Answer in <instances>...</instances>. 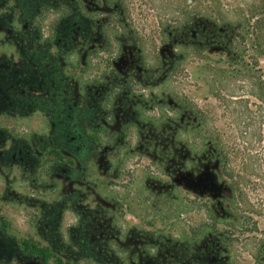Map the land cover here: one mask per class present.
<instances>
[{
    "label": "rangeland",
    "instance_id": "rangeland-1",
    "mask_svg": "<svg viewBox=\"0 0 264 264\" xmlns=\"http://www.w3.org/2000/svg\"><path fill=\"white\" fill-rule=\"evenodd\" d=\"M29 1L1 0L0 14L3 6L23 3L17 23L23 25L29 16L28 27L38 35L29 41L30 48L41 50L46 39L52 48H62L59 28L63 37L64 28L80 33L85 18L96 24L92 34L102 41L91 48L99 54L84 60L77 43L65 59L72 71L81 69L75 78L79 82L112 67L107 56L114 57L119 77L111 105H121L106 130L98 132L104 152L98 168L91 165L87 203L68 208L79 217L66 212L55 222L49 200L60 185L51 192L36 182L43 169H36L31 181L9 165L0 168V225L19 231L33 248L39 245L36 251L48 252L46 245H54L48 264H209L200 258L211 255L218 264H264V151L258 142L259 136L264 139V45L259 49L254 42L264 38V0ZM211 17L237 29L233 46L244 51L239 65L229 49L211 47V35L194 40L198 51L165 42L167 24L181 26L194 19L207 26ZM15 24L0 22L1 57L26 49V42L12 44L7 38ZM85 64L91 66L87 72ZM5 106L0 128L12 132L3 134L40 144L48 121L38 112L21 116L18 106ZM133 110L140 117L125 121L122 114ZM215 147L229 155L227 167L235 178L223 171L220 156L211 154ZM209 168L215 182L210 193L176 181L181 172L193 175ZM96 194L102 215L97 230L103 232L98 240L96 229L85 230L79 223L86 205L94 209ZM82 238L103 247L93 249L94 254L68 247L71 242L81 247ZM30 259L25 264H34Z\"/></svg>",
    "mask_w": 264,
    "mask_h": 264
},
{
    "label": "flooded vegetation",
    "instance_id": "flooded-vegetation-1",
    "mask_svg": "<svg viewBox=\"0 0 264 264\" xmlns=\"http://www.w3.org/2000/svg\"><path fill=\"white\" fill-rule=\"evenodd\" d=\"M29 2L35 5L34 0ZM22 5V2H13L10 8L1 7L5 8V11L0 14V22H16L7 38L12 44L20 41L22 44L26 42L27 45L26 49L22 47L16 56L12 53L6 54L5 57L0 56V109L5 105H11L12 108L13 105L18 106L21 116L38 112L48 121V128L41 131L44 133L40 136V144L26 142L23 138L9 140L3 132L12 131L0 128V168L15 166L18 175L25 176L31 181L38 175L34 171L43 169V178L36 182L51 192H56L55 185L58 183L59 192L49 200L53 220L57 222L66 212L79 217L76 211L68 208L83 207L87 203L84 199L93 179L91 165L94 164L95 169L98 168L104 152V145L98 140V132L106 130L111 113L116 106L121 105L117 102L116 106L111 105L114 103L111 96L116 92L114 89L117 88L115 81L119 77V67L114 57L109 58L108 55L107 59L114 62L112 67L105 66L99 72L84 75L80 77L79 82L76 81L77 73H82L81 69L72 71L67 64L69 60L65 58L76 50L74 45L77 43L81 47L76 52H79L84 60L89 61L94 53L99 54L98 49L91 48V44L102 41L92 34L96 30V24L90 18H85L80 33L76 28L75 34L72 35V29L66 32L64 28L63 37L59 28L57 44L62 48H52L50 41L46 39L43 42L44 47L37 50L39 48H30L32 45L29 41L38 38L33 28L28 27L30 17H26L23 25L19 26L17 23L18 15L22 13L19 7ZM88 67L91 66L83 65V72H87ZM6 108L5 106L4 109ZM122 115L125 116V121L130 122L140 117V113L135 110ZM185 157L186 155H183V158ZM211 179L210 168L197 171L193 175L181 172L176 176V181L187 184L201 193H210L214 188L215 184L211 185ZM94 180H97V177ZM62 189L64 191L60 192ZM98 197V194L92 196L94 206L89 201L94 207L93 210H89L87 205L86 210L82 209L83 219L79 222L85 230L96 229L97 240L103 235V232L97 230L102 224ZM10 228L8 225H0V264H25L26 258H31L30 262L34 264H48L50 258L54 257V245H46L50 249L48 252L36 251L39 245L33 248V243L23 240L19 231H11ZM63 232H67V229ZM88 236L93 237L90 234ZM74 244L71 242L68 247L80 249L84 254H94L93 249L103 247V244L100 246L98 241L91 238L88 241L82 238L81 247L73 246ZM40 247L45 249L44 244ZM200 260L218 264L219 258L211 255Z\"/></svg>",
    "mask_w": 264,
    "mask_h": 264
},
{
    "label": "trees",
    "instance_id": "trees-1",
    "mask_svg": "<svg viewBox=\"0 0 264 264\" xmlns=\"http://www.w3.org/2000/svg\"><path fill=\"white\" fill-rule=\"evenodd\" d=\"M194 1L195 0H191V2ZM257 26L259 27L258 24ZM261 28L262 27H260V29ZM236 33H237V29L235 28V26L224 21L214 20L212 17H211V24H208L207 26L205 22L199 21V23H196V21L192 19L191 21L185 23L184 25L174 26L173 23H171V24H167V26L162 29V35L165 37L166 40L165 42L168 43V45L175 46L177 43L181 47L193 51L199 50L198 46L194 44L195 39L199 37L206 39L208 36L211 35L210 36L212 43L211 47H221L227 50L229 49V51H231L230 55L232 56L233 62L239 65L240 60L238 59L239 57H243L244 51L242 48H238L237 43H236L237 47L236 45L233 46V44L236 42V37H237ZM245 37L246 36H243L241 38H245ZM254 42L256 48L263 49L264 38L262 39L257 37V39L254 40ZM235 48L236 50H234ZM235 57L238 58L236 59ZM245 67L250 70L253 69L251 63L246 62ZM260 91L264 96V79L260 82ZM258 142L261 145V149L264 151V144L262 143L264 142V139L262 136L258 137ZM211 154L219 155L220 156L219 159H221L220 161L223 162V166H222L223 171L226 173V175H229L231 178H235L233 172H231V168L227 167L229 155L227 153H224L221 149H218L217 147H215L214 151L211 150Z\"/></svg>",
    "mask_w": 264,
    "mask_h": 264
},
{
    "label": "water",
    "instance_id": "water-1",
    "mask_svg": "<svg viewBox=\"0 0 264 264\" xmlns=\"http://www.w3.org/2000/svg\"><path fill=\"white\" fill-rule=\"evenodd\" d=\"M215 183L213 182V179H211V185H214Z\"/></svg>",
    "mask_w": 264,
    "mask_h": 264
}]
</instances>
